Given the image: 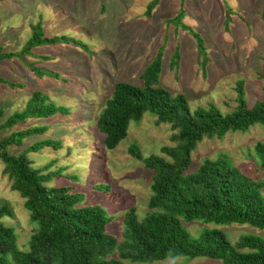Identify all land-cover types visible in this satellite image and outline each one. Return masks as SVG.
<instances>
[{
  "label": "rangeland",
  "instance_id": "1",
  "mask_svg": "<svg viewBox=\"0 0 264 264\" xmlns=\"http://www.w3.org/2000/svg\"><path fill=\"white\" fill-rule=\"evenodd\" d=\"M151 1H0V52H22L37 23L47 38L68 36L86 45L87 51L68 44H49L23 55L34 67L59 73V79L50 76L38 79L18 58L0 61V78L23 85L13 88L0 84V109L4 111L0 124L16 110H23L34 91H40L57 106L67 107L70 110L67 116L28 120L22 129L31 126L49 129L44 135L25 140L22 147L10 150L17 153L47 139L61 141V150L45 148L30 153V159L38 168L54 162L47 172L58 171L60 177L48 186H70L74 192L85 195L83 205L106 209L115 217L109 233L117 237L124 212L134 207L138 218H142L151 196L152 174L129 154V147L137 145L147 158L160 155L161 147L174 144L170 141L169 126L156 125L155 118L145 114L139 124L130 125L126 138L114 150L105 149L104 136L98 132L95 119L116 82L141 85L143 70L161 53L159 86L172 97L185 96L192 110L214 105L222 114L230 113L237 105L239 83L249 106L264 100V81L260 79L264 76L261 18L264 0H159L147 17ZM182 10L180 23L169 22ZM192 32L200 37L205 53L199 50ZM20 128L0 129V139ZM259 142L264 144L261 125L246 132L204 139L191 155L189 171H195L205 159L226 157L244 175L259 179L262 171L254 151ZM3 168L0 160V207L7 206L13 215L3 218V222L14 229L18 244L22 245L28 243L33 228L23 199L11 191ZM68 175H77L80 181L60 179ZM101 183L108 190L104 186L101 191L95 189ZM184 225L192 236L203 228H213L201 223ZM216 228L232 243L241 235L264 238V231L247 224ZM151 264L220 263L207 259H167Z\"/></svg>",
  "mask_w": 264,
  "mask_h": 264
},
{
  "label": "trees",
  "instance_id": "2",
  "mask_svg": "<svg viewBox=\"0 0 264 264\" xmlns=\"http://www.w3.org/2000/svg\"><path fill=\"white\" fill-rule=\"evenodd\" d=\"M158 2L152 0L148 4L147 17ZM183 16L182 10L169 22L180 23ZM261 18L264 19V5ZM32 31L22 52H0V61L18 58L38 79L44 76L59 79V73L36 68L23 55L49 44H68L87 51L86 45L75 38L45 37L40 23ZM192 36L199 50L205 53L200 37L194 32ZM161 55L157 53L143 70L141 85L116 82L95 119L108 151L114 150L126 138L130 125L139 124L145 114L154 117L156 125H168L172 132L170 141L174 146L161 147L160 155L144 158L137 145L129 147V154L152 174L151 196L148 211L142 218H138L134 207L124 212L119 237L109 233L115 217L106 209L83 205L85 195L74 192L70 186H48L60 177L58 171L47 172L54 162L38 168L30 159V153L45 148L61 150V141L47 139L17 153L10 150L22 147L25 140L44 135L49 129L48 126L22 129L28 120L67 116L70 113L67 107L57 106L40 91H34L23 110H16L0 124V129L21 126L0 139V160L3 176L11 191L23 199L33 228L28 243L20 246L14 229L3 222V218L13 216L11 210L4 205L0 207V264H151L167 259L264 264L263 237L241 235L232 243L216 228L247 224L264 231V144L259 142L254 147L262 171L259 179L244 175L226 157L205 159L195 171H189L191 155L202 140L221 138L229 132H246L254 125L264 126V100L249 106L239 83L237 105L230 113L222 114L214 105L192 110L185 96L172 97L159 86ZM260 79L264 81V76ZM2 83L13 88L23 86L0 78ZM3 113L0 109V120ZM76 176L60 179L77 183L80 178ZM103 186L108 190L103 183L95 189L101 191ZM192 223L213 228H203L197 236H192L184 225Z\"/></svg>",
  "mask_w": 264,
  "mask_h": 264
}]
</instances>
